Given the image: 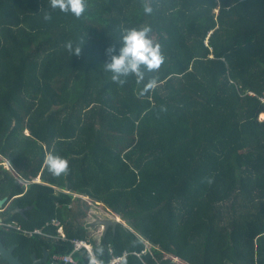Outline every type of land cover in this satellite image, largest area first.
<instances>
[{
	"label": "trees",
	"instance_id": "1",
	"mask_svg": "<svg viewBox=\"0 0 264 264\" xmlns=\"http://www.w3.org/2000/svg\"><path fill=\"white\" fill-rule=\"evenodd\" d=\"M145 27L164 63L114 81L107 49ZM263 100L264 0H85L80 17L0 0L3 244L23 264L71 255L73 238L103 247L101 264H264ZM49 153L66 177L47 171ZM83 197L122 220L99 242Z\"/></svg>",
	"mask_w": 264,
	"mask_h": 264
},
{
	"label": "clouds",
	"instance_id": "2",
	"mask_svg": "<svg viewBox=\"0 0 264 264\" xmlns=\"http://www.w3.org/2000/svg\"><path fill=\"white\" fill-rule=\"evenodd\" d=\"M51 6L53 8H59L63 12L71 11L76 17H80L85 11V0H51ZM145 11L150 12L151 9L146 8ZM44 18L46 20L51 19V17L48 15H46ZM150 31L151 29L148 27H145L141 30H128L123 36V46L120 48L118 55L113 54L116 52L114 46L107 49V53L110 56V62H107L105 64V70L114 73V75L112 76V79L114 81L118 80L120 75L128 76L129 74H135L139 79H143V73L141 72L142 66L146 67L148 71H153L158 70L164 63V57L161 53L160 45H154L153 41L149 38L148 34ZM68 47L70 48L71 45L69 44ZM76 54H80L79 48L76 49ZM147 87L151 88L152 84L150 83L149 85H147ZM44 163L47 167V171L56 178H60L61 176L66 177L69 174V161L64 157L49 153L45 156ZM208 183L211 184L212 180L209 179ZM83 198L87 202L88 197ZM111 219L121 220L117 217V215L115 216V218ZM0 225L2 226V228L5 225L1 222V219ZM12 225L19 226L17 223ZM103 228L105 229L104 226ZM58 236L60 237L59 233ZM140 243H142V241H140L139 239L133 240L131 242L133 247L137 246ZM147 249H150V247H147ZM104 251L105 250L103 247H94V249L87 254L88 264H101V260L99 257L103 256ZM50 257L51 256H49V258ZM122 264H127V260L124 259Z\"/></svg>",
	"mask_w": 264,
	"mask_h": 264
},
{
	"label": "built area",
	"instance_id": "3",
	"mask_svg": "<svg viewBox=\"0 0 264 264\" xmlns=\"http://www.w3.org/2000/svg\"><path fill=\"white\" fill-rule=\"evenodd\" d=\"M7 225V224H6ZM52 225H54L55 227H57V230L59 232L60 235V239L61 240H66V237L64 235V233L61 231V225L56 221L53 220L52 221ZM10 228H14L22 233H25L27 235H36V234H43V230L44 228H40V229H35L33 231H26L23 230L20 226H13V225H7ZM70 243H72L73 245V253L74 252H79L81 250L87 249L88 252H91L94 247L93 244L90 240H79V239H73V240H69ZM73 253L72 255H65V256H61V255H52L49 258L48 264H78L77 261L74 260L73 258ZM122 258H115L111 264H119L121 262Z\"/></svg>",
	"mask_w": 264,
	"mask_h": 264
},
{
	"label": "water",
	"instance_id": "4",
	"mask_svg": "<svg viewBox=\"0 0 264 264\" xmlns=\"http://www.w3.org/2000/svg\"><path fill=\"white\" fill-rule=\"evenodd\" d=\"M8 198H1L0 197V208L3 207L5 202ZM15 212H19L21 214L24 213L25 210L22 209H15ZM98 224L105 227V231L107 232L110 228H113L116 230L117 225L121 223V220L119 219H99L97 221ZM2 226L0 225V231ZM14 250L15 246H12L10 248H6L3 244V241L1 239L0 235V257L6 261L8 264H23L18 257L14 256ZM43 258L38 259L34 255L32 256V264H46L49 259V252L47 250H44Z\"/></svg>",
	"mask_w": 264,
	"mask_h": 264
},
{
	"label": "rangeland",
	"instance_id": "5",
	"mask_svg": "<svg viewBox=\"0 0 264 264\" xmlns=\"http://www.w3.org/2000/svg\"><path fill=\"white\" fill-rule=\"evenodd\" d=\"M263 116L264 114L260 118L264 119ZM4 167L12 171V167L10 166V163H8V160L4 162ZM35 182H38V183L42 182L41 178L38 177ZM87 203L92 207V211H91L90 216L87 219L86 228L88 229L91 236H93L94 238H100L101 237L100 233L102 230H104V228L103 226L98 224L97 221L99 220V218L101 219L115 218L116 214L108 210V208H106V206H104L102 203H96L90 198H87ZM175 262L177 264H184L181 261H178L177 259L175 260Z\"/></svg>",
	"mask_w": 264,
	"mask_h": 264
},
{
	"label": "crops",
	"instance_id": "6",
	"mask_svg": "<svg viewBox=\"0 0 264 264\" xmlns=\"http://www.w3.org/2000/svg\"><path fill=\"white\" fill-rule=\"evenodd\" d=\"M1 156V155H0ZM2 157V156H1ZM0 157V158H1ZM2 159V163L4 164V162L7 160V159H5V158H1ZM9 163V162H8ZM0 197H1V194H0ZM2 198V197H1ZM4 198H7V197H4ZM8 200V199H7ZM7 202V201H6ZM6 202H5V204H6ZM4 204V205H5ZM3 205V206H4ZM19 225V224H18ZM20 226V225H19ZM62 227V229H61V231L63 232V226H61ZM33 231V230H32ZM56 232H57V230H56ZM58 233L59 232H57V236H55V238L56 239H58V240H61L60 238H59V236H58ZM64 233V232H63ZM90 234V233H89ZM106 234V231H105V229L104 230H102L101 231V233H100V238H94L93 236H90L91 238V240H93V241H97V242H99L100 240H101V238L104 236ZM27 235V234H26ZM36 235H40V236H49V234H47L44 230H43V234H36ZM28 236H30V235H28ZM33 236V235H32ZM73 239H79V238H73ZM73 239H69V240H73ZM79 240H82V239H79ZM70 244H72V243H70ZM73 246V245H72ZM72 251H74V249L72 250ZM44 252V251H43ZM73 253V252H72ZM72 253H71V255H72ZM43 255H44V253H42V256L40 257V258H38V259H41V258H43ZM53 255H55V253H53ZM49 256H50V253H49Z\"/></svg>",
	"mask_w": 264,
	"mask_h": 264
},
{
	"label": "bare ground",
	"instance_id": "7",
	"mask_svg": "<svg viewBox=\"0 0 264 264\" xmlns=\"http://www.w3.org/2000/svg\"><path fill=\"white\" fill-rule=\"evenodd\" d=\"M262 115H263V114H262ZM262 115H261V116H262ZM263 117H264V116H263ZM106 264H107V263H106Z\"/></svg>",
	"mask_w": 264,
	"mask_h": 264
}]
</instances>
